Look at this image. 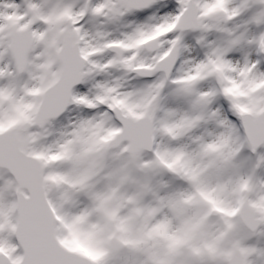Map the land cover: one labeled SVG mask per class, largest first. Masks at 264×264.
<instances>
[{
	"label": "snow or ice",
	"instance_id": "obj_1",
	"mask_svg": "<svg viewBox=\"0 0 264 264\" xmlns=\"http://www.w3.org/2000/svg\"><path fill=\"white\" fill-rule=\"evenodd\" d=\"M0 264H264V0H0Z\"/></svg>",
	"mask_w": 264,
	"mask_h": 264
}]
</instances>
